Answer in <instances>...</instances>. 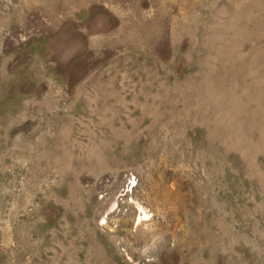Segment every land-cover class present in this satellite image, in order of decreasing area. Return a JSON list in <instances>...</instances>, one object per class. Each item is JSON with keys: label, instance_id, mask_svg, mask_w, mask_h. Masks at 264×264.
<instances>
[{"label": "rangeland", "instance_id": "1", "mask_svg": "<svg viewBox=\"0 0 264 264\" xmlns=\"http://www.w3.org/2000/svg\"><path fill=\"white\" fill-rule=\"evenodd\" d=\"M0 264H264V0H0Z\"/></svg>", "mask_w": 264, "mask_h": 264}]
</instances>
